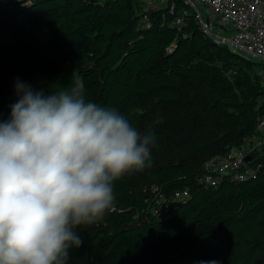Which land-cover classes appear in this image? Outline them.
I'll use <instances>...</instances> for the list:
<instances>
[{"label": "trees", "instance_id": "trees-1", "mask_svg": "<svg viewBox=\"0 0 264 264\" xmlns=\"http://www.w3.org/2000/svg\"><path fill=\"white\" fill-rule=\"evenodd\" d=\"M133 0H0V119L16 83L34 90L83 78L85 98L151 128L150 166L114 182L115 207L77 229L68 264H264V157L217 187L198 183L203 163L255 134L264 115L259 64L216 45L192 20L184 37ZM170 19V17H169ZM177 38L172 52L167 48ZM189 190L160 216V199Z\"/></svg>", "mask_w": 264, "mask_h": 264}, {"label": "clouds", "instance_id": "clouds-1", "mask_svg": "<svg viewBox=\"0 0 264 264\" xmlns=\"http://www.w3.org/2000/svg\"><path fill=\"white\" fill-rule=\"evenodd\" d=\"M16 92L0 119V264H68L77 229L114 209V182L150 166L155 132L86 100L79 76Z\"/></svg>", "mask_w": 264, "mask_h": 264}, {"label": "built area", "instance_id": "built-area-1", "mask_svg": "<svg viewBox=\"0 0 264 264\" xmlns=\"http://www.w3.org/2000/svg\"><path fill=\"white\" fill-rule=\"evenodd\" d=\"M99 1L103 4L110 0ZM133 1L139 4L137 13L142 28H150L152 14L159 12L163 24L176 28L177 36L182 34L186 37V28L193 20L202 34L216 45H225L228 48L231 46L234 49L233 53L238 51L255 58L264 86V0ZM176 43L177 38L167 51L172 52ZM250 155H255L256 159L264 157V115L258 121L255 134L241 146L231 147L224 156L213 157L203 163L204 171L197 178L198 183L215 188L224 179L239 182L246 180L252 173L249 167ZM190 196L187 189L175 192L170 201H165L160 196L152 212L160 216L171 203L185 202Z\"/></svg>", "mask_w": 264, "mask_h": 264}, {"label": "rangeland", "instance_id": "rangeland-1", "mask_svg": "<svg viewBox=\"0 0 264 264\" xmlns=\"http://www.w3.org/2000/svg\"><path fill=\"white\" fill-rule=\"evenodd\" d=\"M229 48H230L231 51L234 50L231 46H230ZM235 53H237V54H239V55H241V56H244V57H246V58H249V59H251L252 61H256L255 58L248 57L247 55H245V54H243V53H240V52H238V51L235 52Z\"/></svg>", "mask_w": 264, "mask_h": 264}]
</instances>
